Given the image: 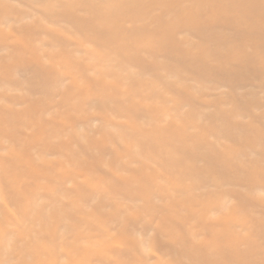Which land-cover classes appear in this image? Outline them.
<instances>
[{
    "label": "rangeland",
    "instance_id": "rangeland-1",
    "mask_svg": "<svg viewBox=\"0 0 264 264\" xmlns=\"http://www.w3.org/2000/svg\"><path fill=\"white\" fill-rule=\"evenodd\" d=\"M1 117L0 264H264V0H0Z\"/></svg>",
    "mask_w": 264,
    "mask_h": 264
},
{
    "label": "bare ground",
    "instance_id": "bare-ground-1",
    "mask_svg": "<svg viewBox=\"0 0 264 264\" xmlns=\"http://www.w3.org/2000/svg\"><path fill=\"white\" fill-rule=\"evenodd\" d=\"M250 6H254V4H252ZM254 8H256V7H254ZM256 9H258V8H256ZM6 123L12 129L14 128L13 129L14 131H15V128H17L16 126L18 124H22V125H24V124L21 123V122L18 123L16 121L10 119L9 117L8 118H4V117H1L0 118V132L3 135L5 134V136L7 135L11 139H13V141H15V143H18L19 142L18 144L23 149L21 150V153L20 152L16 153V152H14L15 150H13V151L10 150V152H9V160H7V162L4 159H0V161H2V169H3L4 166L8 165V168L7 169H9V170L7 172L8 173H15L16 176H18V177H27V176H31V177L48 176V177H52L51 174H52V172H54V171H52L54 168H53V166L51 167L50 162L43 160L42 157H38L39 158L38 162H40V163L39 164H36L35 163L36 161L32 158L33 153L30 154L28 152V147H32L33 145H37L38 144V141L35 139V137L31 136L29 138L19 139L18 136H17V134H15V132L12 133L13 131H11V128L10 129L9 128L3 129V125H5ZM12 145H13V143H12ZM44 147H46V149H51L50 146L47 147L46 145H44ZM7 172H6V174H7ZM6 174L3 176V179H5L7 177ZM7 186H9V188L11 189V191H13V193L16 194V195H13L11 197V200L13 202H15V203H18L19 202L18 196L23 195V194L26 193V187H24V190H23V188H22L23 186H21V182L19 183V181L16 180V179H15L14 182L11 183V185L8 184ZM45 222H47V221H45ZM93 229H96V228H92L91 230H93ZM97 230H99V232H101L100 236H105L106 237V234L105 233H107V231H104V230H102L99 227L97 228ZM87 237H88V235H85V234H82L81 235V238H87ZM89 238H92V237L89 236ZM220 251H221V253H220L221 254V256H220L221 257L220 258L221 260L220 261L219 260H213V261H211V263L208 262V264H222V263L223 264H235V262L233 263L232 258H230L231 255H230V257H228L229 255L226 252H224L223 250H220ZM185 252L189 256H191V258H193L194 260H196L197 262H202L203 263V262H207L206 260H208L206 258V256H205V253H204L205 252V249L202 248V247H198L197 245H192L191 247L185 245ZM237 252L235 251L233 253V255H235V257H237L238 263L239 264H246L247 261H248V259H247V256L248 255L243 254V253H240V252H238V254H237ZM227 257L229 259H226ZM225 261L227 263H225ZM42 264H45V263H42ZM248 264H251V263L248 262Z\"/></svg>",
    "mask_w": 264,
    "mask_h": 264
}]
</instances>
